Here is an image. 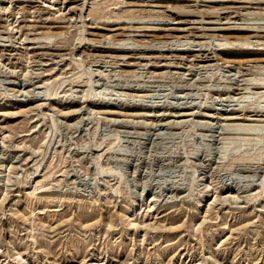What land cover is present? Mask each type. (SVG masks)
Masks as SVG:
<instances>
[{"label": "rangeland", "instance_id": "rangeland-1", "mask_svg": "<svg viewBox=\"0 0 264 264\" xmlns=\"http://www.w3.org/2000/svg\"><path fill=\"white\" fill-rule=\"evenodd\" d=\"M260 66L264 0H0V264H264Z\"/></svg>", "mask_w": 264, "mask_h": 264}, {"label": "bare ground", "instance_id": "bare-ground-1", "mask_svg": "<svg viewBox=\"0 0 264 264\" xmlns=\"http://www.w3.org/2000/svg\"><path fill=\"white\" fill-rule=\"evenodd\" d=\"M180 11H182L181 9H180ZM187 12V11H186ZM204 28V27H203ZM215 28V27H214ZM257 28V27H256ZM208 29H209V27H208ZM242 30H246V29H242ZM250 30H252V31H255L256 29H252V28H249V29H247L246 31H250ZM259 30H261V29H259ZM256 31H258V30H256ZM84 37V36H83ZM82 36H81V38H83ZM81 40V39H80ZM120 41V40H119ZM123 41V40H122ZM80 42H82V41H80ZM121 42V41H120ZM124 43V42H123ZM116 44V43H115ZM127 43H125V44H122L121 43V47L119 46V47H114V48H116V49H122V50H126V49H131V48H129V47H127V46H125ZM117 45H119V43L117 44ZM137 48V47H136ZM148 48V47H147ZM155 48V47H154ZM144 50V49H143ZM148 50H149V48H148ZM150 50H153V48L152 49H150ZM154 50H157V51H159V49H154ZM186 49H182L181 51H185ZM164 52L165 50H160V52ZM257 70V69H256ZM258 71L260 72V71H263L264 72V67L262 66H260V67H258ZM257 71V72H258ZM258 72V73H259ZM93 75V74H92ZM256 75H257V73H256ZM255 75V76H256ZM263 76V75H262ZM92 78V77H91ZM261 78V77H260ZM247 80V79H246ZM251 80V79H250ZM244 82H245V80H244ZM246 82H248V83H244V84H237V88L239 87V88H251L250 87V85H254L255 86V88H264V79H258V76H257V78L255 77L252 81H249V79L246 81ZM232 85V84H231ZM242 85H244L243 87H241ZM226 155H224V157H225ZM248 159V158H247Z\"/></svg>", "mask_w": 264, "mask_h": 264}]
</instances>
